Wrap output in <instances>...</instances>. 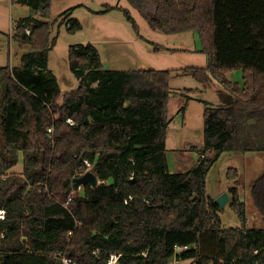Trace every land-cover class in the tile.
Segmentation results:
<instances>
[{"label": "trees", "instance_id": "obj_1", "mask_svg": "<svg viewBox=\"0 0 264 264\" xmlns=\"http://www.w3.org/2000/svg\"><path fill=\"white\" fill-rule=\"evenodd\" d=\"M128 1L154 30L196 31L207 67L107 69L93 44H74L69 61L79 84L60 103V83L49 69L51 0H12L36 16L13 29L27 48L21 64L0 66V207L7 211L0 220V264H62L59 256L108 264L112 253H123L114 264L174 258L264 264V227L247 226L236 189L230 204L242 224L231 228L223 227L221 208L206 191L221 153L264 151V0ZM62 19L70 31L82 28L69 13ZM238 70L242 83L228 77ZM187 74L205 86L216 79L234 103H205V149L193 167L171 172L170 82ZM20 155L22 175L10 173ZM85 160L101 183L76 192L72 178L88 170ZM251 192L264 221V174ZM177 245L190 248L176 251Z\"/></svg>", "mask_w": 264, "mask_h": 264}, {"label": "rangeland", "instance_id": "obj_2", "mask_svg": "<svg viewBox=\"0 0 264 264\" xmlns=\"http://www.w3.org/2000/svg\"><path fill=\"white\" fill-rule=\"evenodd\" d=\"M109 6L112 7L110 10ZM125 10L130 12L134 22L128 19ZM65 13L78 19L82 28L70 31L67 22H62ZM31 15L34 16L35 11L28 4L0 0V66L15 67L21 64L22 54L27 48L20 46L13 38V29L22 18ZM46 19L52 22V38H55L49 52V69L60 83V103L63 102V95L76 89L79 84L69 61V48L74 44H93L107 69L168 70L188 66L204 68L208 65V55L202 51V41L196 31L166 34L154 30L128 0H51L50 14ZM229 77L232 81H243L241 70L230 73ZM170 86L168 117L171 120L167 129V158L172 172H180L193 167L205 149V103L215 106L226 103L217 90L222 86L214 78L209 86H205L191 74L176 75L171 79ZM3 93L4 82L0 79V97ZM210 155L212 152H206V156ZM23 164L20 155L18 163L9 172L22 175ZM230 168H235L236 174H229ZM262 174L264 151H225L215 161L206 178V191L214 199L230 192L229 203L220 210L223 227H239L242 224L230 204L234 196V193L231 195L233 188L239 201L245 203L247 226L264 227L251 192L252 182ZM82 190L83 187L76 192ZM173 264L196 262L186 259Z\"/></svg>", "mask_w": 264, "mask_h": 264}, {"label": "water", "instance_id": "obj_3", "mask_svg": "<svg viewBox=\"0 0 264 264\" xmlns=\"http://www.w3.org/2000/svg\"><path fill=\"white\" fill-rule=\"evenodd\" d=\"M101 182L98 176L91 170L85 171L81 175L74 176L72 178V187L74 191H79L82 187L89 184L92 187L98 186ZM230 201V195L228 192L223 193L215 199V203L220 207L224 208ZM212 264V263H207Z\"/></svg>", "mask_w": 264, "mask_h": 264}, {"label": "built area", "instance_id": "obj_4", "mask_svg": "<svg viewBox=\"0 0 264 264\" xmlns=\"http://www.w3.org/2000/svg\"><path fill=\"white\" fill-rule=\"evenodd\" d=\"M26 31H27L28 34L30 33V30H26ZM68 122H70L72 124L74 123V121L72 119H68ZM85 163H86L88 169H90L92 165L87 160H85ZM71 199H72V195L69 196V198H68V200H67V202L65 204L66 206L69 204V202L71 201ZM5 217H6V210H5L4 207H1L0 208V220L5 219ZM189 248H190L189 245H184V246L177 245L176 248H175V250L176 251H181V250H185V249H189ZM122 255H123V253H112L110 255L109 259H108V264H114V263H116L118 261V259ZM59 258H60L62 264H76V262L73 261L72 259H70L69 257L59 256ZM177 261L178 260H176L174 258L173 261L170 262V264L176 263Z\"/></svg>", "mask_w": 264, "mask_h": 264}, {"label": "crops", "instance_id": "obj_5", "mask_svg": "<svg viewBox=\"0 0 264 264\" xmlns=\"http://www.w3.org/2000/svg\"><path fill=\"white\" fill-rule=\"evenodd\" d=\"M231 73H233V72H231ZM243 74V73H242ZM229 75H230V73H229ZM229 75H228V77H229ZM230 78V77H229ZM218 90V93H219V95H220V97L221 98H223L224 99V104L225 105H231V104H233L234 103V98H233V96L232 95H230L229 93H227V92H224V89L223 88H218L217 89ZM210 153V152H209ZM168 154H169V149H168ZM170 169V168H169ZM170 171L172 172V170L170 169ZM230 193V192H229ZM231 195H232V193H231Z\"/></svg>", "mask_w": 264, "mask_h": 264}, {"label": "bare ground", "instance_id": "obj_6", "mask_svg": "<svg viewBox=\"0 0 264 264\" xmlns=\"http://www.w3.org/2000/svg\"><path fill=\"white\" fill-rule=\"evenodd\" d=\"M89 170V169H88Z\"/></svg>", "mask_w": 264, "mask_h": 264}]
</instances>
